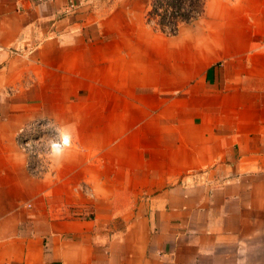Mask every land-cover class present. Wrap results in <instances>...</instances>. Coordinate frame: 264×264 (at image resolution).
<instances>
[{
	"label": "crops",
	"instance_id": "1",
	"mask_svg": "<svg viewBox=\"0 0 264 264\" xmlns=\"http://www.w3.org/2000/svg\"><path fill=\"white\" fill-rule=\"evenodd\" d=\"M0 0V264H264V0ZM74 144L27 169L16 136Z\"/></svg>",
	"mask_w": 264,
	"mask_h": 264
},
{
	"label": "built area",
	"instance_id": "2",
	"mask_svg": "<svg viewBox=\"0 0 264 264\" xmlns=\"http://www.w3.org/2000/svg\"><path fill=\"white\" fill-rule=\"evenodd\" d=\"M151 4L152 8L146 14V22L149 25L151 23L155 30L165 35H173L177 33L180 23L190 22L201 15L203 0H151ZM79 7L80 3L77 0H64L63 12L64 14H75ZM48 123V119L29 121L16 136L18 145L27 154V169L32 175H39L43 170L42 161L37 154V142L42 136L50 133ZM73 143L72 141V145Z\"/></svg>",
	"mask_w": 264,
	"mask_h": 264
},
{
	"label": "clouds",
	"instance_id": "3",
	"mask_svg": "<svg viewBox=\"0 0 264 264\" xmlns=\"http://www.w3.org/2000/svg\"><path fill=\"white\" fill-rule=\"evenodd\" d=\"M47 127L51 129L50 133L42 136L37 142V154L42 161V169L61 163L73 141L70 125L52 117Z\"/></svg>",
	"mask_w": 264,
	"mask_h": 264
},
{
	"label": "rangeland",
	"instance_id": "4",
	"mask_svg": "<svg viewBox=\"0 0 264 264\" xmlns=\"http://www.w3.org/2000/svg\"><path fill=\"white\" fill-rule=\"evenodd\" d=\"M148 8H147V11L145 12L147 14V12L152 8V4H151V0H148ZM146 14H145V19H146ZM150 23V22H149ZM183 23V22H182ZM180 23V24H182ZM148 24V23H147ZM149 25V24H148ZM151 27L153 26L151 23H150ZM149 25V26H150ZM74 144V143H73Z\"/></svg>",
	"mask_w": 264,
	"mask_h": 264
},
{
	"label": "trees",
	"instance_id": "5",
	"mask_svg": "<svg viewBox=\"0 0 264 264\" xmlns=\"http://www.w3.org/2000/svg\"><path fill=\"white\" fill-rule=\"evenodd\" d=\"M182 17H184V18H185V16H182Z\"/></svg>",
	"mask_w": 264,
	"mask_h": 264
}]
</instances>
